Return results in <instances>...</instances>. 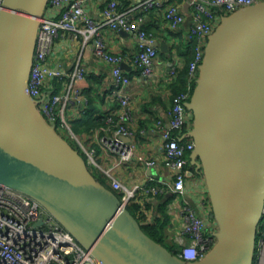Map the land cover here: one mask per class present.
I'll list each match as a JSON object with an SVG mask.
<instances>
[{
  "label": "water",
  "instance_id": "obj_1",
  "mask_svg": "<svg viewBox=\"0 0 264 264\" xmlns=\"http://www.w3.org/2000/svg\"><path fill=\"white\" fill-rule=\"evenodd\" d=\"M48 1L4 0L0 11V183L38 200L102 264H254L264 214V0L222 16L185 104L193 125L181 139L194 141L190 163L218 225L197 261L149 236L28 93Z\"/></svg>",
  "mask_w": 264,
  "mask_h": 264
},
{
  "label": "built area",
  "instance_id": "obj_2",
  "mask_svg": "<svg viewBox=\"0 0 264 264\" xmlns=\"http://www.w3.org/2000/svg\"><path fill=\"white\" fill-rule=\"evenodd\" d=\"M89 1H48L38 28L34 62L27 88L33 98L40 100L37 107L45 118L54 123L57 130L59 127L65 129L71 139L79 141V149L86 156L88 166L96 164L95 151L87 150L83 146L67 116L69 106L75 103L76 99L88 103L83 89L89 70L79 61L70 74L71 82L67 84L64 80L67 75L65 66L52 64V57L63 51L58 39L70 36L73 44L82 46V53L91 51L110 66L113 79L112 96L117 101V106L106 115V126L103 127L105 134L101 138V144L118 154L120 161L131 160L135 148V143L131 141L135 135L131 127L134 119L132 96L127 90L131 79L122 67L123 54L110 49L104 29L125 31L138 38V50L134 55L133 64L144 77L153 75L160 51L159 44H155L158 42L155 34L142 27V16L135 17L130 9L121 8V4L128 0H105L100 16L97 17L90 14ZM259 1L261 0H186L184 3L169 0L142 1V13L161 11L164 24L172 32H176L185 22L187 13H191L192 21L186 38L192 45L193 56L188 63V88L173 97L168 123L162 119L157 120L165 152L164 164L170 171V179L163 183L164 186L160 184L142 188L137 185L129 189L111 177L110 184H107L114 191L122 192L120 199L124 204L127 205L130 200L136 198L139 192L145 195H159L169 189L176 194H185L187 187L185 167L190 160L187 152L190 153L195 145L192 138L181 139L193 125V113L185 104L190 100L199 77V66L209 36L223 15ZM3 2L4 0H0V11ZM175 50L177 53L172 52L173 62L168 75L169 81L174 80L185 65V59L180 56L177 49ZM147 164L152 166L156 161L151 159ZM197 181L204 183L207 192L203 177L198 176ZM199 202L205 207L207 198L201 196ZM181 210L184 221L183 235L178 241L176 254L187 261L200 260L215 245L218 225L211 215L207 212L200 213L189 200L184 201ZM263 217L258 226V233L261 226H264ZM257 247L259 254L256 264H260L264 251L262 237L257 241ZM0 264L102 263L38 200L0 183Z\"/></svg>",
  "mask_w": 264,
  "mask_h": 264
},
{
  "label": "crops",
  "instance_id": "obj_3",
  "mask_svg": "<svg viewBox=\"0 0 264 264\" xmlns=\"http://www.w3.org/2000/svg\"><path fill=\"white\" fill-rule=\"evenodd\" d=\"M104 1L90 0L88 2L90 14L95 17L100 16ZM142 1L128 0L126 3L121 4V8L130 9L135 17L142 16V27L155 34L160 51L153 75L149 77L142 76L140 70L133 64L134 55L139 44L135 35L104 29L105 38L110 49L123 54V64L126 65L124 69L131 79L127 87L132 96L131 106L134 119L131 122V127L135 131V135L131 139L135 143L131 160L120 161L118 154L101 144V138L105 134L103 127L106 126V115L117 106V101L112 96L113 79L110 66L91 51L82 53V46L73 44V39L70 36L58 39L63 51L52 57L53 65L65 66L67 75L64 80L67 84L71 82L72 75L70 78V74L79 61L88 67L89 75L84 84L83 93L86 95V92L90 91L94 108L90 113H87V103L76 99L75 103L69 106L68 115L72 113L73 122L77 119H85L84 123L76 125V134L87 150L93 149L95 151L96 164L92 165L95 167L96 175L108 184H110L111 177H113L129 189H133L137 185L142 188L162 185L170 179V171L164 164L165 152L157 120L162 119L166 123L169 121V111L175 96L173 87L176 81V78L171 81L168 79L173 62L170 51L176 52L174 45L188 43L186 35L192 21L191 13H187L185 22L176 32H172L164 24L161 11L152 10L148 13H142ZM169 1L184 3L186 0ZM162 42L167 43V50L161 48L160 43ZM94 121L96 126L89 127L88 124L94 123ZM77 144H79V141H77ZM151 159L156 161L155 165L150 166L147 164V161ZM197 178L187 176V187L184 195L176 194L169 189L159 195L147 196L144 193H138L140 195L144 194L141 203L143 204L146 200V203L151 206L152 211L149 212V219H152V215L154 216L155 213L158 214L161 207L170 213L172 218L169 238L178 247V241L183 235L184 221L181 209L184 201L189 200L191 205L200 213L207 212L208 215L212 213L208 192L205 190L204 183L198 182ZM120 193L122 192L120 191ZM201 196L207 198L205 207L199 202Z\"/></svg>",
  "mask_w": 264,
  "mask_h": 264
},
{
  "label": "trees",
  "instance_id": "obj_4",
  "mask_svg": "<svg viewBox=\"0 0 264 264\" xmlns=\"http://www.w3.org/2000/svg\"><path fill=\"white\" fill-rule=\"evenodd\" d=\"M148 31V30H147ZM183 45H185L183 47ZM178 53L185 58V65L184 67L179 71L176 81L174 83V91L175 95L177 93H180L182 91H185L188 88V63L192 59V45L191 43H184V44H178L175 45ZM174 47V46H173ZM170 54H172V51H170ZM88 103L86 107V112L90 113L93 110V102H92V96L90 94V91L86 92ZM100 119V118H98ZM84 118L77 119L74 121V125H72V128L74 132L77 131V126L81 123H84ZM105 120V117H104ZM77 125V126H76ZM89 127L96 126L95 121L94 123L88 124ZM79 149V148H78ZM187 156L190 157V153L187 152ZM185 171L187 173V176L190 177H198L200 176L199 173L196 171L195 167L191 165L190 160L189 163L185 167ZM102 183L110 187L108 184H106L103 180L99 179ZM111 188V187H110ZM119 197L122 196V194L118 191H115ZM144 194H138L136 198L130 200V202L127 204V208L131 211V213L137 218V220L140 222L143 230L152 238L157 240L158 242L162 243L166 246L169 250L173 251L174 253L178 252V245L175 242H171V238H169V230H170V224H171V215L167 212L166 209H163L162 207L159 208V213L152 215V219H149V212L152 211L151 206L149 203H146V200L143 201ZM149 196V195H147ZM142 198V200H141ZM264 218V217H263ZM259 236V239L262 237L264 239V226H261L260 232L257 234ZM169 242V243H168Z\"/></svg>",
  "mask_w": 264,
  "mask_h": 264
},
{
  "label": "rangeland",
  "instance_id": "obj_5",
  "mask_svg": "<svg viewBox=\"0 0 264 264\" xmlns=\"http://www.w3.org/2000/svg\"><path fill=\"white\" fill-rule=\"evenodd\" d=\"M67 118H68V121H69V123L71 124V125H74V122H73V116H72V113H71V115H68L67 116ZM58 132L59 133H61V135L71 144V145H73V147H75L76 149H78L79 148V146H78V144H77V141H75L74 139H71L69 136H68V134H67V131L65 130V129H62V128H60L59 127V129H58ZM79 150V152H80V154L86 159V156L84 155V153L80 150V149H78ZM89 169L91 170V172L95 175V176H97L96 175V170H95V167L91 164V165H89ZM97 179H100L98 176H97ZM104 181V180H103ZM105 182V181H104ZM106 183V182H105ZM107 184V183H106ZM264 220V219H263ZM259 240V236L257 235V241ZM169 243V242H168ZM166 245V244H165ZM169 245V244H168ZM168 245H166V246H168ZM170 246V245H169ZM258 254H259V249H258V247L256 248V253H255V260H254V264H256L257 262H258ZM262 260H261V262H260V264H264V251H263V253H262Z\"/></svg>",
  "mask_w": 264,
  "mask_h": 264
}]
</instances>
